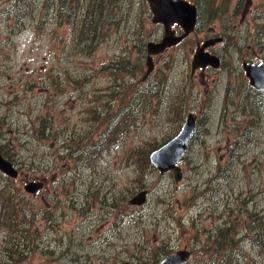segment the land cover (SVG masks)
Wrapping results in <instances>:
<instances>
[{
	"label": "rangeland",
	"instance_id": "374dc122",
	"mask_svg": "<svg viewBox=\"0 0 264 264\" xmlns=\"http://www.w3.org/2000/svg\"><path fill=\"white\" fill-rule=\"evenodd\" d=\"M22 1L28 10L10 14ZM62 1L0 0V152L18 169L9 184L0 175V264H158L179 248L192 250L187 264H210L219 228L233 264H264V91L243 64L264 60V0H204L147 78V43L164 34L149 0ZM88 12L104 36L78 51ZM219 36L208 49L222 63L193 71L197 46ZM190 112L177 180L150 154ZM2 202L17 216L2 218ZM6 235L21 241L17 256Z\"/></svg>",
	"mask_w": 264,
	"mask_h": 264
},
{
	"label": "water",
	"instance_id": "95a60500",
	"mask_svg": "<svg viewBox=\"0 0 264 264\" xmlns=\"http://www.w3.org/2000/svg\"><path fill=\"white\" fill-rule=\"evenodd\" d=\"M155 22L164 24V35L160 40H150L147 44L148 56L145 77L154 68V54L164 51L167 47L182 41L198 25L199 8L191 0H149ZM180 24L183 32H178L173 25ZM223 40L222 36L207 38L201 43L192 61L193 71L198 67H206L211 64L219 66L221 57L206 50L208 46ZM244 68L253 86L264 91V61L244 63ZM197 114L190 112L179 132L168 141L155 148L150 159L154 166L162 172L173 170L176 179L182 177V169L179 162L184 158L190 139L196 129ZM0 169L10 176H16L18 169L12 160L0 152ZM42 186V182L32 181L26 184V188L36 192ZM147 189L139 191L131 198L132 202L141 203L147 197ZM192 255L188 248H179L163 257L159 264H184Z\"/></svg>",
	"mask_w": 264,
	"mask_h": 264
},
{
	"label": "trees",
	"instance_id": "16d2710c",
	"mask_svg": "<svg viewBox=\"0 0 264 264\" xmlns=\"http://www.w3.org/2000/svg\"><path fill=\"white\" fill-rule=\"evenodd\" d=\"M228 1L229 0H224V3L220 6L215 5L216 9H223L224 8L223 5L227 4ZM240 1H242V0H239V2ZM50 2H51V0H44V4L47 5V8L49 7ZM62 2L64 5H66L65 4L66 0H63ZM197 2L198 3H196V4L198 5V8H199V17H198V20H199L200 12H201L200 10L202 9V5L204 3V0H197ZM29 6L31 7V5H29ZM63 8H65V6ZM63 8H61V9H63ZM7 10H9L10 14L13 13L15 15L20 16V14L22 12L25 13L28 10V7H27V4H25L22 1V2L17 3V4L10 3V6L8 7ZM116 11L113 15L112 14L111 15L116 16L117 15ZM85 15H86V17H85V19H83L84 23H83V26L81 28V34H80L79 39H78L77 44H76L79 48L78 51L79 50L82 51V50H86V49L92 50L93 48H96L97 44L99 43V38L101 36H104L103 35L104 32L102 33V31H101V29H104V27H103V23L100 22V17H99L100 14L97 13L93 16V15L89 14V12H88ZM261 32L264 33V25L262 26ZM122 100L126 101V98H123ZM127 105H128V110L132 111L131 105H129V104H127ZM43 122H44V119L40 125L36 126L37 128L41 129L40 130L41 134L44 133L45 125ZM7 144H9V141L5 143V145H4L5 148L8 146ZM4 155H7V154L4 153ZM1 174H2V176H4L7 179V184H9L11 182V180H10L11 176L2 170L0 171V175ZM5 186H6V184L2 185V187H1L2 190H4V191H5ZM0 192H3V191H0ZM2 209H3L2 210V218L5 216V217L12 219V216H17L16 215V211H17L16 210V204L10 206L6 202H2ZM224 231H225L224 228H219L217 230V232H214V233L211 232L207 236L209 243L211 245V248H212L211 253H216L213 256L206 259V261H208L210 264H226V263H232L233 264L231 252L224 253V255L222 254V252L220 253L221 249L223 248V243L225 241V239H223V241L221 240L222 237L220 235L221 234L224 235ZM255 236H256L257 247L259 248L260 253L264 256V230L256 233ZM4 238H5L4 246L11 252L12 257L17 256L9 248L10 247H14V249H15V247L18 248L21 244L20 243L21 241L15 240L16 238L13 236H9V238H8V235H6V237H4ZM203 262H204V260H203Z\"/></svg>",
	"mask_w": 264,
	"mask_h": 264
},
{
	"label": "flooded vegetation",
	"instance_id": "af4514ba",
	"mask_svg": "<svg viewBox=\"0 0 264 264\" xmlns=\"http://www.w3.org/2000/svg\"><path fill=\"white\" fill-rule=\"evenodd\" d=\"M174 27H176V29H179L178 31H182V28H181V26H180L179 24H176ZM208 48H209V47H208ZM208 48H207V50H208V51H211V50H209ZM211 52H213V51H211ZM213 53H215V52H213ZM215 54H217V53H215ZM217 55H219V54H217ZM219 56H220V55H219ZM245 61H246V60H244L243 62H245ZM186 264H187V263H186Z\"/></svg>",
	"mask_w": 264,
	"mask_h": 264
}]
</instances>
